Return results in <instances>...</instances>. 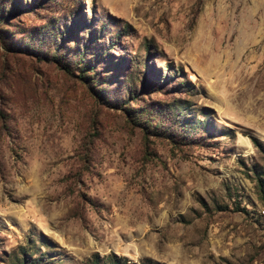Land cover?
Listing matches in <instances>:
<instances>
[{"label": "rangeland", "instance_id": "374dc122", "mask_svg": "<svg viewBox=\"0 0 264 264\" xmlns=\"http://www.w3.org/2000/svg\"><path fill=\"white\" fill-rule=\"evenodd\" d=\"M263 169L264 0H0V264H264Z\"/></svg>", "mask_w": 264, "mask_h": 264}, {"label": "trees", "instance_id": "16d2710c", "mask_svg": "<svg viewBox=\"0 0 264 264\" xmlns=\"http://www.w3.org/2000/svg\"><path fill=\"white\" fill-rule=\"evenodd\" d=\"M263 173H264V169H263ZM260 182H261V179H260L259 183ZM259 191L261 193L260 196L264 198V189H263L262 185H260V184H259ZM119 259L120 258H118L115 254H111L110 256L106 257L107 261L106 262L104 261L103 264H107V262L109 264H119ZM142 263L143 264H157L156 262H151V260H149V259L144 260ZM88 264H98V263L96 261H92V262L89 261ZM124 264H126V263H124Z\"/></svg>", "mask_w": 264, "mask_h": 264}, {"label": "bare ground", "instance_id": "6f19581e", "mask_svg": "<svg viewBox=\"0 0 264 264\" xmlns=\"http://www.w3.org/2000/svg\"><path fill=\"white\" fill-rule=\"evenodd\" d=\"M127 251H128V250H127ZM127 251L125 250V253H126ZM126 255H129V254L127 253Z\"/></svg>", "mask_w": 264, "mask_h": 264}]
</instances>
